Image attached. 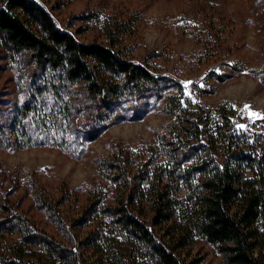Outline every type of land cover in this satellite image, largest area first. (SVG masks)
I'll return each mask as SVG.
<instances>
[{"label": "trees", "instance_id": "trees-1", "mask_svg": "<svg viewBox=\"0 0 264 264\" xmlns=\"http://www.w3.org/2000/svg\"><path fill=\"white\" fill-rule=\"evenodd\" d=\"M106 30L105 42L87 43L63 29L38 0H7L0 7L1 49L32 68L27 100L9 128L16 141L19 132L29 141L47 132L54 141L56 130L66 144H84L114 121L122 102L142 115L150 96L172 87L182 92L180 83L127 57L119 46L123 24ZM177 94L167 96L169 112L181 117L168 161L156 165L148 159L137 173L126 157L111 163L123 190L116 204L97 192L81 222H72L79 231L94 225L79 242L82 251L71 235L64 244L4 202L0 264H186L178 250L196 235L215 245L229 264H264L263 135L250 142L245 133L224 130L232 108L218 107L220 124L189 110Z\"/></svg>", "mask_w": 264, "mask_h": 264}, {"label": "rangeland", "instance_id": "rangeland-1", "mask_svg": "<svg viewBox=\"0 0 264 264\" xmlns=\"http://www.w3.org/2000/svg\"><path fill=\"white\" fill-rule=\"evenodd\" d=\"M6 1L0 0V7ZM38 1L63 29L87 43L105 42L106 26L123 24L126 31L119 46L127 57L168 76L183 89L178 93L172 87L163 89L160 97L150 96L142 115H134L130 103L122 102L114 121L98 138L84 144H66L56 130L54 141L47 139V132L31 141L19 132L16 141L9 128L18 107L27 100L32 68L0 47L1 214L4 202L15 204L12 207L28 216L35 228L50 232L64 244L69 234L82 251L79 242L94 225L79 231L71 228L72 222H81L97 192H106L104 200L116 204L123 190L114 179L118 170L111 163L126 157L128 168L137 173L148 159H155L156 165L168 161L167 150L176 140L181 118L166 106L170 92L178 93L189 110L211 115L220 124L218 107L232 108V122L224 130L245 133L250 142L257 134L264 139V0ZM105 163L110 166L104 169ZM179 194L184 197L186 189ZM108 218L104 215V222ZM178 253L186 264H229L200 235Z\"/></svg>", "mask_w": 264, "mask_h": 264}, {"label": "snow or ice", "instance_id": "snow-or-ice-1", "mask_svg": "<svg viewBox=\"0 0 264 264\" xmlns=\"http://www.w3.org/2000/svg\"><path fill=\"white\" fill-rule=\"evenodd\" d=\"M187 83H191V82H187Z\"/></svg>", "mask_w": 264, "mask_h": 264}]
</instances>
